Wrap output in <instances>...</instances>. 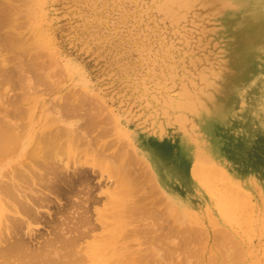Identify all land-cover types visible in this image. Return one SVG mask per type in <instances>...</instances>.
Returning a JSON list of instances; mask_svg holds the SVG:
<instances>
[{"label":"rangeland","instance_id":"obj_1","mask_svg":"<svg viewBox=\"0 0 264 264\" xmlns=\"http://www.w3.org/2000/svg\"><path fill=\"white\" fill-rule=\"evenodd\" d=\"M181 9L169 0H0V71L10 72L0 119L20 123L21 142L5 169L34 161L27 139L48 131L50 108L86 98L175 201L180 239L189 222L192 240L175 239L177 264H264V0H232L217 17L222 54L209 83L195 64L205 54L199 16ZM15 106L26 111L16 117ZM40 212L25 235L32 250L53 236L48 206Z\"/></svg>","mask_w":264,"mask_h":264},{"label":"bare ground","instance_id":"obj_2","mask_svg":"<svg viewBox=\"0 0 264 264\" xmlns=\"http://www.w3.org/2000/svg\"><path fill=\"white\" fill-rule=\"evenodd\" d=\"M169 1L184 9V14L192 10L199 16L193 24L203 34L205 54L195 64L209 83L222 54L223 42L215 38L220 30L217 17L232 0ZM0 73V82L10 78V72ZM17 74L21 81L22 73ZM202 92V88L196 91L198 96ZM86 100L76 104L60 100L50 108L48 131L27 139L33 142L30 157L34 161L20 158L8 169L5 166L11 160L7 157L21 145L15 132L20 123L0 119V264H165L167 258L168 264H177V245L188 238L186 232L192 237L189 222L185 240L180 239L175 201L167 200L126 134L118 130L112 136L106 119ZM24 110L15 106L8 112L17 117ZM102 183L113 187L99 192ZM104 194L106 201L98 209L96 203ZM45 206L53 236L40 250H32L25 235L32 222L42 220L40 208ZM226 206L232 214L233 205ZM167 237L171 239L164 247ZM175 239L182 242L176 245Z\"/></svg>","mask_w":264,"mask_h":264}]
</instances>
